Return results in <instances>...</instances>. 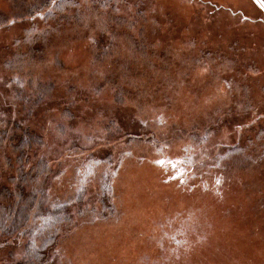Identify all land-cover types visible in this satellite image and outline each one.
Listing matches in <instances>:
<instances>
[{"label":"rangeland","instance_id":"obj_1","mask_svg":"<svg viewBox=\"0 0 264 264\" xmlns=\"http://www.w3.org/2000/svg\"><path fill=\"white\" fill-rule=\"evenodd\" d=\"M41 1L0 0V12ZM262 3L119 0L109 20L66 8L68 20L37 15L0 29V116L23 121L19 134L37 135L35 148L57 162L63 125L56 195L73 192L69 149L91 150L113 175L114 210L82 211L55 264H264ZM31 27L33 40L42 35L27 44ZM6 135L3 184L17 168ZM95 174L83 180V203L95 201ZM4 241L0 264L15 250Z\"/></svg>","mask_w":264,"mask_h":264},{"label":"trees","instance_id":"obj_2","mask_svg":"<svg viewBox=\"0 0 264 264\" xmlns=\"http://www.w3.org/2000/svg\"><path fill=\"white\" fill-rule=\"evenodd\" d=\"M87 1L89 2L83 5L84 7L98 10L99 14L105 12V15H102L106 16L107 19H112L113 13L119 9V0ZM78 4L76 0H46L32 5L27 4L25 7L13 8L10 14L0 12V29L11 22L30 19L37 15L49 23L54 20H68L72 16L69 17V13L65 14L66 8L79 13L84 7L79 9ZM125 18L126 16L121 13L118 17H114L116 20H121L119 23H123L125 20L122 19ZM76 23L78 24L79 21ZM77 24H72L71 28ZM34 32L35 29L32 27L26 30L28 36L25 42L27 44L35 41L41 34H37L33 40L31 35ZM43 47V39L34 42L28 49L29 58L26 61L22 60L18 65L25 68L33 56L42 52ZM101 47L105 53L110 52L109 46L108 48ZM11 116L15 115L11 114ZM157 121L159 120L157 119ZM22 122L16 121L15 117L7 119L0 116V145L5 143L6 134L9 133L10 153L17 165L15 174L8 181L9 184L0 182V241L3 238L4 242L15 245V250L12 249L9 252L7 264H55V257L61 260L57 243L63 239L64 230L67 229L70 222H77L82 211L93 213L96 209H100L104 213L111 210L113 205L110 200L113 185L109 182V176L113 175L107 173V166L96 167L91 150L82 156V154L78 155L76 151L73 153L69 149L67 153L72 155L70 167L72 166L73 179L70 183L73 192H69L70 198L63 200V193L57 196L55 188V184L65 185L63 180L65 173L63 169L65 164L63 158L65 146V144L63 145V125L59 122L57 126L58 136L62 139L61 146L58 148L62 158L61 161L57 162V160L51 161L46 152L42 151V146L41 149L35 148L42 145L37 135H32L28 129H23L19 134L18 129ZM72 146L74 145L69 147ZM26 157L27 162L25 164ZM6 161L8 166H11V158L7 157ZM91 172L93 175L96 173V192H92L95 201L83 203L81 195L87 190L83 180L91 178L93 176L89 174ZM69 209L74 211L70 212Z\"/></svg>","mask_w":264,"mask_h":264},{"label":"snow or ice","instance_id":"obj_3","mask_svg":"<svg viewBox=\"0 0 264 264\" xmlns=\"http://www.w3.org/2000/svg\"><path fill=\"white\" fill-rule=\"evenodd\" d=\"M262 6H264V3H262Z\"/></svg>","mask_w":264,"mask_h":264}]
</instances>
